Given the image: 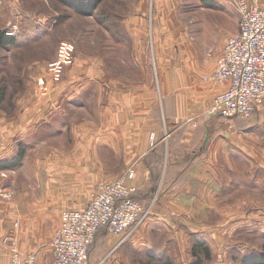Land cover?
<instances>
[{
  "label": "crops",
  "instance_id": "0c3cea01",
  "mask_svg": "<svg viewBox=\"0 0 264 264\" xmlns=\"http://www.w3.org/2000/svg\"><path fill=\"white\" fill-rule=\"evenodd\" d=\"M4 2L19 6L18 0H0V4ZM260 3L264 6V0ZM235 32L230 30L217 47L194 48L195 65L176 69L162 88V108L152 77L134 79L125 68L121 72L108 67L106 71L92 68V94L87 103L72 92L64 95L66 85L56 79L60 73L51 70L37 96L27 92L30 97L15 100L18 109L11 114L0 109V164L12 162L21 151L25 154L20 166L0 169V192L13 195L10 202L0 200V264H10L4 239L11 231L20 237L24 254H36L37 264H52L53 252L47 254L46 247L61 225L62 214L85 210L98 182L115 181L129 168L136 170L133 198L142 204L147 205L162 184V209L154 214L187 213L191 209L188 203L204 201L205 189L215 187L211 176L215 170L208 174L209 164L217 163L212 161L217 158L215 149L234 141L238 147L233 152L241 154L242 134L252 136L264 118L261 108L257 123L204 114L226 87L202 80L215 71ZM99 81H105L106 88ZM77 94L83 95L81 91ZM3 100L5 95L0 104ZM194 122H198L197 128ZM153 132L158 148L151 151ZM189 177L194 180L193 189L201 186L203 190L191 194L186 183ZM49 220H54L52 227ZM16 221L20 228H15ZM124 242V236L101 229L90 249L89 264H100L99 251L114 255Z\"/></svg>",
  "mask_w": 264,
  "mask_h": 264
},
{
  "label": "rangeland",
  "instance_id": "374dc122",
  "mask_svg": "<svg viewBox=\"0 0 264 264\" xmlns=\"http://www.w3.org/2000/svg\"><path fill=\"white\" fill-rule=\"evenodd\" d=\"M18 1L16 7L0 4V31H8L15 24L19 29L12 46H0V92L5 90L0 109L7 114L18 109L15 100L31 96L27 92L37 96L51 70L60 73L52 76L65 83L64 95L72 92L77 100L82 96L87 103L92 94V68L106 71L108 67L121 72L125 68L134 79L152 77L162 108V88L176 69L195 65L194 48L205 51L202 46L217 47L230 30L236 31L231 36L237 34L240 26V15L231 0H104L94 12L89 8L82 12L60 0ZM76 1L83 8L90 3ZM208 76L202 82L214 85L205 82ZM84 87L86 91L81 90ZM78 91L83 95L78 96ZM260 108L264 110V104ZM207 111L204 114L210 116ZM259 112L247 120L224 119L257 123ZM193 126L197 128L198 122ZM163 127L165 130L166 125ZM153 134L156 145L152 147L150 141L151 151L158 148L155 132L150 140ZM251 135L242 134L241 154L233 152L238 147L234 141L215 149L217 158L212 161L217 163L209 164L208 172L215 170L211 172L215 187L205 189L204 201L188 203L190 212L154 214L162 209L164 188L160 184L148 204H143L151 209L146 222L125 238L114 255L109 250L99 251L100 264H195L192 253L199 240L210 250L209 256L200 253L203 264H243L245 260L264 258V118ZM162 160L164 166L166 153ZM186 183L191 194L203 190L201 186L193 189L191 177ZM0 200L10 202L13 195L0 192ZM48 225L52 227L54 220ZM11 233L16 232L11 231L4 244L12 257L11 246L5 242ZM50 244L47 254L52 250ZM18 245L21 250L19 236Z\"/></svg>",
  "mask_w": 264,
  "mask_h": 264
},
{
  "label": "built area",
  "instance_id": "2783aa9c",
  "mask_svg": "<svg viewBox=\"0 0 264 264\" xmlns=\"http://www.w3.org/2000/svg\"><path fill=\"white\" fill-rule=\"evenodd\" d=\"M231 1L240 15L239 32L228 38L216 70L204 79L206 83L226 86L207 114L247 120L264 104V7L260 0ZM18 31L14 26L7 35L15 38ZM150 141L155 147L154 134ZM135 177L136 170L130 168L115 181L99 182L85 210L62 214L50 244L52 264H89L90 249L101 229L128 238L146 222L151 209L133 198ZM18 226L17 221L15 227ZM5 242L12 250L10 264H37L36 254L21 252L16 233H11Z\"/></svg>",
  "mask_w": 264,
  "mask_h": 264
},
{
  "label": "trees",
  "instance_id": "16d2710c",
  "mask_svg": "<svg viewBox=\"0 0 264 264\" xmlns=\"http://www.w3.org/2000/svg\"><path fill=\"white\" fill-rule=\"evenodd\" d=\"M63 3L66 4H70L73 7H76L77 9H79L80 11H85L86 9H90V12H94L95 10H97L100 5L103 3L104 0H90L89 5H85V8L80 7V4L77 3L76 0H60ZM84 5V4H83ZM81 4V6H83ZM10 31V29L8 31H0V46L7 48L10 47L14 44L15 42V38L9 37L7 35V33ZM1 97H0V101L1 99H3L4 95H5V90H1ZM256 114V113H255ZM24 152L21 151L19 153V155L16 157V159H14L12 162H8L5 164H0V169L1 168H15L21 165L23 159H24ZM204 253L206 254V256L210 255V250L208 247H206V245L204 244L203 241L199 240L198 242L195 243L194 245V249H193V256L196 258V262L195 264H203V260L200 256V253ZM165 264H172L171 262L167 261L165 262ZM243 264H264V258L261 259H251V261L249 260H245Z\"/></svg>",
  "mask_w": 264,
  "mask_h": 264
}]
</instances>
